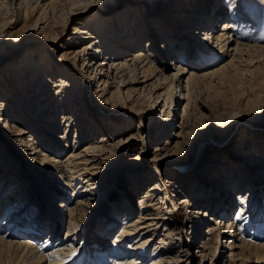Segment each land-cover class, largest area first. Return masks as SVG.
Listing matches in <instances>:
<instances>
[{
	"label": "rangeland",
	"instance_id": "obj_1",
	"mask_svg": "<svg viewBox=\"0 0 264 264\" xmlns=\"http://www.w3.org/2000/svg\"><path fill=\"white\" fill-rule=\"evenodd\" d=\"M0 1L2 2L4 14L8 15L9 11L13 10V0ZM130 1L136 0H24V2L37 5L33 15L37 16L40 14V19L38 20H44L49 23L51 27L50 33L43 35L34 29L32 25L33 15L28 20L29 24H27L29 27L21 35L4 36L5 29L0 25V82H8L10 86H13L7 76V67L10 63H18L21 60L20 58L26 54L35 53L33 54L35 56L37 53L35 59L41 62L40 65H42L43 76H38L33 71L31 75L21 79L19 82L20 86H13L14 95L8 97V95L0 92V98L7 99L10 103L11 108L9 107L8 110L16 112V110L23 109L26 112L25 116L18 119L20 125L22 127L30 126L36 133L35 139L38 142L39 139H45L44 141L46 142L49 141L54 147L52 150H58L55 155L59 159L66 157V152L74 144L81 146L85 141L83 139L85 136L93 135L96 137L105 134L108 138L109 144L105 145L106 148L103 147V153H107L104 155L105 157L108 155V158L105 159L106 165L102 171L105 173V179L100 184L101 194L98 195L97 200L85 199L89 201V204L84 205V213L79 218L82 224L78 227L75 241L76 247H78L76 252L77 260H69L64 264H112V260H108V258L106 260L104 257L106 254L104 253L114 247L108 240H112L115 237L120 223L109 217L112 211L111 204L124 202V199L129 195L132 199L130 205L132 208L134 205L136 207L138 206L139 194L149 185L158 182L163 186L166 184L167 179H172L174 176L176 178V173H180L182 170L185 172V170L197 167V172L198 168L203 172L205 168L203 161L210 157L212 159H223L226 161L225 164L228 162V166L230 161L234 163L233 168L228 173L234 170L237 175L233 176V178L237 179H234L230 185L231 198L229 203L231 205L227 215L222 217V220L232 217L234 219L238 212L237 206L240 204L239 195L236 194L237 191L242 189L243 193L244 190L246 192L254 187L255 184L251 185L248 178L253 176L256 179L258 176L256 173L259 172V169H256L258 171H255L256 173L248 171L246 163L249 162V159L247 158H251L253 153L258 152L260 159H255L254 161L258 163L257 166H260L259 163L261 165L264 163H262L261 159V155L264 157V0H236L237 5L235 4V7H237L238 20L235 34L232 37L233 46L236 48L231 51L234 55V65L229 66L221 74L213 73L197 77L198 79L189 95V116L185 118L186 127L184 128V133L182 136L175 138L178 139V144L171 146V148L169 147V150L167 149L169 157L163 158L160 166L155 165V162L150 160V158L154 157L157 143L159 141L163 143L167 142V140L169 141L172 139L171 133L174 130H178L174 126L183 121V117L180 114L186 100L178 98L180 95L177 93L173 110L175 117L168 127L166 126L169 119L164 117V115H159L160 119H154L155 112H160L164 108L166 100L159 101L160 105L157 109H153L151 94L155 90L152 88L144 89L139 95L131 94L130 96L122 91H117L115 94L113 93L105 105L99 107L95 104L99 101V98L96 97L94 92V85L88 81V77H84V74L86 76L88 73L87 70L89 69L90 72L92 68L88 65L82 67V61H77L74 64L67 57L61 56V51L65 46L77 47V41H80V43L90 41V38L79 39L74 33L75 27L81 26L79 25L81 23L85 25L91 23L95 35H98L96 29L100 30L101 27L100 25L96 26L97 21L95 18L93 19L97 15L95 17L101 20L102 25L108 26L107 32H101V34L106 35L108 40L106 47L112 46L109 43L110 41L113 44L118 43L119 48L123 50L122 54L131 57L133 55L132 51L140 47L139 44H143L144 41L153 38V49L157 54V57L154 58V65L165 74H170L178 69V65L175 62L180 57V53L185 52L184 46L191 42L190 39L192 38L186 34L187 30L195 27L197 29L195 34L198 36L195 40L198 38L197 40L200 42L196 40L195 44L192 43V48L196 52L197 50L201 52H199L200 56L196 55L197 58L193 55L186 57L188 60L182 62L186 63L187 67H191V70L180 76V91L184 92L187 77L191 72L199 75L202 71L209 69V67L215 68L221 61L229 58L231 52L227 56L223 55L220 46L199 37L204 35L199 30H201V27L207 26L209 27V32H219L221 25L215 26V23L230 19L231 8H229V2L225 4L227 8H222L223 0H216L213 4L214 7L210 4L211 0H171L169 2H167L168 0H142L143 2L135 3L132 6L129 3ZM89 2L96 3L95 7L97 8L94 11L74 14L77 11L76 8L87 7ZM202 12H207L208 16L207 14V17L203 16L204 14L201 16ZM122 16L125 18V22L121 20ZM180 19L184 20V22L180 21ZM176 22L182 28L180 26L177 27L174 24ZM178 28L180 29L178 30ZM64 30H66L65 33ZM60 34H62L63 39L58 37L55 43L46 44V38L56 39L55 36ZM137 37L140 39L139 44L136 41ZM175 42V52H168L167 48L163 47L164 43L168 45V43L174 44ZM9 44H11L10 47L8 46ZM50 47L52 49H49ZM104 49L106 52L108 51L106 48ZM45 52H49V60L53 67H47L44 64V56L42 57L41 55ZM178 54H180L179 57ZM131 63L130 68L133 69L136 62ZM130 68L127 70L128 78L133 77L136 72ZM58 73H61V76L64 74L63 77L71 81L73 85H82L78 88L84 89L83 96L88 101V108L86 104H82L79 95H76V92L71 87L62 86L61 88L55 85L59 79ZM57 88L58 91L56 93L55 90ZM58 102H64V106H58ZM37 104L41 105L40 108H35ZM165 110H168V107ZM70 111L73 112V116L76 115L74 117L77 118L78 124L81 125V131L70 127V121H65L62 118L63 114ZM134 112L139 114L134 115ZM160 121L163 122L160 123ZM154 124L159 126L163 124L166 129L164 127L157 132V129L153 126ZM2 127V124H0V151L7 150L5 151L6 158L13 160L10 162L16 165L19 173L23 172L26 182L27 180L28 183L31 182V186L33 185L32 187L35 188L34 197H37L31 204L30 209L20 215L19 219L23 225L20 230H23L24 227L34 224L33 214L36 212V206L44 202V193L48 190L45 182L47 178L51 179L50 182H53V177L52 175H43L49 172L48 169L45 170L42 167L43 169L41 170V166H38V164H29L25 156L26 146L20 144L19 141L8 140V135ZM89 129L92 130L88 133ZM194 131H198L197 136ZM225 132L228 133V137L224 142L222 141V136ZM130 134H133L132 138L134 139L128 142L125 141ZM202 138H205V140L201 151L193 160L194 153L198 149L197 142H200ZM79 139L81 141L77 142ZM238 144L241 146L244 155L248 157L237 158L235 156L236 154L234 153L237 152L235 145ZM47 152L54 155L51 151ZM212 163L216 165L218 161H213ZM105 168L107 170H104ZM30 171L32 172L30 173ZM34 171L41 176L38 177ZM201 172L198 175H194L197 183L203 181L199 179L202 177ZM136 175H138L139 179L142 178V181L139 184L138 193H133L138 184ZM244 175L247 176L243 181ZM216 176L218 177V174ZM216 176L215 178H217ZM135 181L137 184H134ZM58 183L60 184V181H56L54 184L59 185ZM257 184H259L260 195H254L257 199L255 198V201L250 205L251 221L246 224L247 228L244 236L264 244V179ZM59 186L62 187V183ZM27 187L28 185L25 188ZM168 187L171 188V186ZM169 188L165 189V192L161 191V195L164 202L171 207L174 202L172 191ZM67 189L70 191L69 193L61 194L56 191V194L49 198L52 205L50 209L55 210V212L59 208L61 209V206L59 208L57 206L62 199L67 205L75 203L78 197L77 194L71 193L70 188ZM180 189L182 192L177 194V196H184V194H187L184 191H190L188 188L184 190L181 187ZM51 190L49 189L48 193ZM204 190L199 185H196L191 196L198 197ZM16 191L17 189L10 188V191L0 196V220L7 208L5 204ZM201 201L206 202L205 200ZM149 205L155 208L154 203L151 202ZM45 208L46 206L43 207V209ZM202 208L207 209L208 204H204ZM164 211L162 210L161 214ZM180 211L183 214L174 211L173 217L176 218L177 224H184L187 207L180 209ZM45 212L48 213V209ZM55 212L51 211L52 216H49V221L50 223L52 222L51 228H47L45 231H42V229L40 231L34 230V233L38 234L37 240L39 242L52 230L54 233L53 244L57 242L56 239L65 237L68 216L65 215V212L62 211V213L59 210L58 212L62 213L59 218ZM199 216H201L200 228L191 226L192 224L188 222L184 228L181 226V228L177 229L173 236H166L165 232L158 229L159 233L150 236L154 239H151L145 248L146 255L149 254L146 259L161 257L164 254H158L153 251V248L159 244V238L163 237L165 241L162 243L164 246L166 245L164 250L167 247H170L171 250L166 252V256H162L165 259L162 258L158 264H264V258H256L253 251H246L242 255L233 254L230 241L234 239L237 245L239 236L235 237L232 230L228 231L226 227L224 228L225 225L218 224L216 217L221 216L219 213L212 214V219H208L207 215L202 217V214H200ZM243 222L246 221L244 220ZM219 226L225 230L222 231ZM237 227L235 226V228ZM191 230H194L196 235L199 236H197L196 246L191 245ZM235 231L237 232L239 229L237 228ZM192 233L194 234V232ZM26 234L30 233L26 232ZM230 234L233 235L230 236ZM15 235L19 236L21 234L17 232ZM103 236L107 237L106 241L102 239ZM126 242H123L118 253L125 251ZM51 249L52 245L50 244L48 250ZM158 249L160 247L155 250ZM238 249H235V253L239 251ZM113 256L110 257L113 258ZM20 259L15 255H11L7 259L1 258L0 264H25Z\"/></svg>",
	"mask_w": 264,
	"mask_h": 264
},
{
	"label": "bare ground",
	"instance_id": "obj_2",
	"mask_svg": "<svg viewBox=\"0 0 264 264\" xmlns=\"http://www.w3.org/2000/svg\"><path fill=\"white\" fill-rule=\"evenodd\" d=\"M141 1L142 0H136L130 1L129 3L132 6L135 3H139ZM169 1L171 0H168L167 2ZM215 2L216 0H211L210 4L214 7L213 4ZM227 2L230 3L229 8H231V18L224 20L221 23H215V26L221 25V27L219 28L220 31L216 33L209 32V27L207 26L201 27V30H199L202 31L200 33L204 34L203 36L200 35V38L206 41H212V43H215L220 46L222 54L226 56L236 48L235 46H233L232 37L235 34V28L237 24L236 22L238 20L237 7H235L237 5L236 0H223L222 8H227V6L225 5L227 4ZM13 4V10L9 11L10 13L8 15H5L2 10V2L0 1V25L2 26V28L4 27L5 29L4 36H10L12 34L21 35L27 29V27H29L28 20L29 18H31L30 16L33 15V12L36 9L35 7H37V5L24 2V0H13ZM95 5L96 3L89 2L87 7L76 8L77 11H75L74 14L83 12L88 13L94 11V9L97 8L95 7ZM206 14L207 12H202L200 15L207 17L208 14L207 16ZM39 15L32 16V25L34 26V29H36L38 32L42 33L43 35H48L51 31V27L49 26V23L47 21H39ZM95 16L93 17V19L95 18L97 21L96 26L100 25L102 31L101 28L100 30L96 29L98 35H95L91 23H89L88 25L82 23L79 24L81 26H76L74 33L77 37H79V39L90 38V41H84L82 43H80V41H77V47L65 46L64 49L61 51V56L67 57L74 64L77 61H82V67L88 65L90 68H92L90 72L89 69L87 70L88 73L86 74V76L84 74V77H88V81L92 85H94V92L96 93V97L99 98V101L95 103L97 106L100 107L102 105H105V103L110 99L113 93L115 94V92L117 91H122L123 93H126V95L130 96L131 94L139 95L144 89L152 88L155 90V92L151 94V97L153 99V109H157V107L160 105L159 101L166 100L164 108L160 110V112H155L154 119H160L159 115H164V117L169 119H167L168 124L166 126L168 127L172 119L175 117V112L173 114V110L175 105L174 100L176 101L177 99V93H179L180 95L178 98L186 100L180 114L181 117H183V121L181 123H177L176 126H174L178 128V130H174L171 133L172 139H170L169 141L167 140V142L165 143L159 141L155 148L154 157L150 158V160L155 162V165L160 166L163 158L167 156L169 157V147L171 148V146L173 147L178 144L179 141L175 138L182 136L184 133V128L186 127L185 118H188L189 116V95L191 94L190 91L192 90V88H194L193 86L196 83V80L198 79L197 77L205 74L224 73L229 66L234 65V55L231 52L229 54L228 59L221 61L220 64L215 68L209 67V69L202 71V73H200L199 75L190 71L191 74L187 77L185 91L182 92L180 91V76L191 70V67H187L186 63L182 62L188 60L186 57H191L193 55H195V57L196 55L200 56L199 52H201L198 50L196 52L194 48H192V43H196V40L198 39L197 38L195 40V38L198 37L195 34L197 31L195 27L187 30L188 32L186 34L192 39H190L191 42L184 46L185 52L180 53L181 55L178 54V57L179 55L180 57L175 62L176 65H178V69L172 71V73L170 74H165L161 69L156 68L154 65V58L157 57V54L156 51H154L153 49V38L144 41L143 44H139L140 39L137 37L136 41H138L140 47L137 48L135 51H132L133 55L131 57H127L126 54H122L123 50L122 48H119L118 43L113 44L110 41L109 43H111L112 46L106 47V45L108 44V40L106 39V35L101 34V32H107L108 26L106 27L102 25L101 20H99L98 17ZM124 19L125 18L122 16L121 20ZM125 21L126 20H124L123 22ZM180 21L184 22V20L182 19H180ZM177 23L178 22L174 24H176L177 27L180 26V28H182L181 25ZM185 24L187 23L185 22ZM110 27L112 28V26ZM180 28H178V30ZM65 32L66 30H64V33ZM55 37L56 39H52L50 37L46 38V44L55 43L58 37H61L63 39L62 34ZM197 42L200 41L197 40ZM8 46L10 47L11 44H9ZM175 46L176 42L174 44L168 43V45H166V43L163 44V47H166L168 52H175ZM104 48H106L108 51L106 52ZM49 49L52 48L50 47ZM33 54H26L22 56V58H20L21 60L18 63H10L7 67V76L8 78H10V83H12L13 86L19 85L21 79L31 75L33 71L37 73L36 75L43 76L42 65H40L41 62L35 59L37 53L35 56ZM49 55V52H45L41 56H44V64L47 65V67H53L51 61L49 60ZM131 62H136V65L134 64L135 66L133 67L134 71L136 72L133 74V77L128 78L127 70L131 67ZM57 75L59 76V79L58 82L55 83V85L60 86L61 88L62 86L67 88L71 87V89L76 92V95H79L82 104H86L88 108V101L86 97L83 96L84 89L78 88L82 85H73L71 81L63 77L64 74L63 76H61V73H58ZM9 86L10 85L8 84V82H0V92L5 95H8V97L14 95L15 93L13 86ZM159 89H161V91H159ZM57 91L58 88L55 90V92L57 93ZM59 105L64 106V102H58V106ZM40 106V104H37L35 108H40ZM9 107V101L7 99L0 98V113H2L0 115V124H2V128L4 129V131H6L8 135L7 139L14 142L19 141L20 144L26 146L25 156L26 159L29 161V164H38V166H41V170L43 168L45 170L48 169L49 172H46V174L44 173L43 175H52L53 182H50L51 179L49 180L48 178L45 182V185L48 189L44 193L46 201L44 200V202L38 204L36 206L37 208L35 207L36 212L33 214L34 224L32 226L29 225V227H24L23 230H20L23 226L22 221L19 219L20 215L24 211L29 210L31 204L34 202V200L37 199V197H34L35 188L32 187L33 185L31 186V182L28 183V180L26 182V177L23 176V172L19 173V170L16 168V165L10 162L13 160H9L8 158H6L5 151L7 150L0 151V196L5 192L7 193V191H10V188L17 189L15 194L5 204L7 208L3 214V217L0 220V259H7L11 257V255H15L19 259L21 258L25 264H64L69 260L74 261L76 259V252L78 249L75 243L78 233V227H80V224H82V222L79 221V218L84 213V205H86L87 203L89 204V201H86L85 199L97 200L98 195L101 194L100 184L101 182H103L102 180L105 179V173L102 171L103 167L106 165L105 159L108 158V155L106 157L104 155L107 153H103V147H105L107 143L109 144V142L107 141L108 138L105 136V134H101L96 137L93 135L85 136L83 138L85 141L84 143H82L81 146H77L74 144L73 147L66 152V157H64L63 159H59L55 155V153L57 154L58 150H52V148L54 149V147H52V144L49 141L46 142L44 141L45 139H39L38 142L37 139H35L36 133L30 126L27 125L26 127H22V125H20L18 119H20V117L22 116H25L26 112L23 111V109L16 110V112L12 110L10 111L8 110ZM166 107H168V110H165ZM135 114L139 113L134 112V115ZM74 116L73 112L70 111L66 114H63L62 118L65 121H70V127L80 129L81 131V125L78 124L79 122ZM161 122L163 121H160V123ZM153 126L157 129V132H159L160 129H163L165 127L163 124L160 125L161 127L155 124ZM166 127L164 129H166ZM91 130L92 129H89L88 133ZM197 132L194 131V134L196 136L198 134ZM132 135L133 134H130L127 140L125 141L128 142L134 139L132 138ZM227 137L228 133L225 132L222 136V141L225 142ZM205 138H202L200 142H197L198 149H196L194 153L193 160L198 156L199 151H201V147L203 146ZM80 139L77 140V142L81 141ZM235 149L237 150V152L234 154H236L235 156L237 158L248 157L244 155L243 150L239 144L235 145ZM47 151L53 152L54 155L49 154ZM252 155L251 158H247L249 159V162L246 163V166L249 172H255L256 169H259V172L256 171L258 173L255 172L258 176L256 179L253 176H249L248 179L251 185L255 184V186L252 187L250 190L246 192L244 190L243 193L242 189L237 191L236 194L239 195L238 199L240 201V204L237 206L238 212L234 219L232 217L225 218L222 220V217H225L230 209V185L232 184L234 179H237L233 178V176L237 175V172L233 170L231 171V173H228V171L233 168L234 163L230 161L228 166V162L227 164H225L226 161L220 158L212 159L210 157L208 159H205L203 161V164L205 165L203 172H201L199 168L197 172L196 167L194 169H191L192 171L185 170L184 172L182 170L180 173L177 172L178 175L176 173V178L174 176L172 179H167L166 184L163 186H161L158 182H154L152 185H149L145 190H143L139 194L138 206L136 207L134 205L132 208V206L130 205L132 199L129 197V195H127V198L124 199V202L112 203V211L110 212L109 217L111 219H114L116 222L120 223V226L116 231L115 237H113L112 240H108L112 245H114V247L104 253L106 254L104 256L106 260L107 258L108 260H112V264H158L161 262V259L163 258L162 256H166V252H169L171 248L167 247V249L164 250V247H166V245L164 246L163 241L165 240L163 237H161L158 240L159 244L156 247L154 246L155 248H153V251L158 254H164L161 255V257H152V259L147 260L146 257L149 256V254L146 255L147 253L145 248L147 247L149 241L151 239H154L150 236L157 235L159 233L158 229H160V231L162 230L163 232H165L166 236H173L176 233L177 229L181 228V226L184 228V226L188 222L192 224L191 226H196L200 228V214H202V217H205L207 215L208 219H212V214L216 213H219V215H221L216 217V219L218 220V224L221 223L225 225L224 228L226 227L228 231L232 230V232H234L235 237L239 236L237 245L234 239L230 241V247L232 248V252L234 255H242L246 251H253V253L256 255V258L263 259L264 244L259 241H256L255 239L253 240L244 236V233L247 228L246 224H249V222L251 221V216L249 213L251 209L250 205L253 201H255V198L257 199V197H255L254 195H260V189L258 187L259 184L257 183L261 180L263 181L264 179V157H262L263 155H261L263 164L261 165V163H259L260 166H257L258 163H256L254 160H259L260 155L258 154V152L253 153ZM213 161H218V165H213ZM226 166H228V168L223 171ZM104 170H107V168H105ZM32 171H30V173ZM34 172L38 177L41 176L36 171ZM200 172L202 174V177H200L199 179L200 181H203L197 183L195 181L196 179H194V175H198V173ZM217 174L218 177L216 176ZM215 176L217 178H215ZM246 176L247 175L243 176V181ZM136 177V180H138V184L136 181L134 182V184H137V186L133 193H138V188L140 187L139 184L142 181V178L139 179L138 175H136ZM56 181H60V184L62 183V187L59 186V183V185L54 184ZM246 184H248V182H246ZM27 185L28 187L25 188ZM196 185H199L202 190H206H204V192L198 197H192L191 194L193 193V188H195ZM168 186H171V188H169ZM181 187L184 190L188 188L190 191H184L187 192V194H184V196H177V194L182 192V190L180 189ZM67 188H70L71 193L77 194L78 197L76 196L77 198L73 205H67L65 201L63 202L62 199L57 206L58 208L61 206V209L59 208V210L61 212H65V215L68 216V226L65 233V237L63 239H56L57 242L53 244L54 241H52V239L54 233L52 230L45 235L44 239L41 242H39L37 240L38 234L34 232L38 230L40 231L41 229L42 231H45L47 228L49 229L52 227V222L50 223L49 216H52L51 211L55 212V210L50 209L52 205L50 204L51 200H49V198H52L53 194H56V191L61 194L67 192L69 193L70 191ZM168 188L170 191H172V198L174 202V205L171 207L169 206V204L164 202L162 198L163 196L161 195V191L165 192V189L167 190ZM49 189H52L50 193H48ZM47 195H49V197H47ZM201 200H205L206 202H202ZM149 201L150 203H154L155 208H152L149 205ZM204 204H208L207 209L202 208ZM45 206L46 208L43 209V207ZM186 207L187 213L186 218L184 220V224H177L176 218L173 217L174 211H178L179 214H183L180 209H185ZM47 209L48 213L45 212ZM162 210H165L163 214H161ZM58 211H56L55 213L60 218L63 212L61 213ZM244 220L246 222H243ZM20 224L21 226H19ZM235 226H238L237 228L239 229V231H235L237 229L235 228ZM219 229H222V227L219 226ZM224 230L222 229V231ZM24 231L30 234H26V232ZM17 232L21 235L16 236L15 234ZM192 232H194V234ZM190 233L192 234L190 237L192 239L191 245L196 246V241L199 236L196 235V232L194 230H191ZM232 235L233 234H230V236ZM106 236H103L102 238L104 241L107 240ZM125 241H127V247L125 251L118 253L120 247ZM50 244L52 245V249L48 250ZM159 247L160 249L155 250ZM236 248H239V251L235 253ZM113 255H116L118 257ZM110 256H113V258H111Z\"/></svg>",
	"mask_w": 264,
	"mask_h": 264
}]
</instances>
